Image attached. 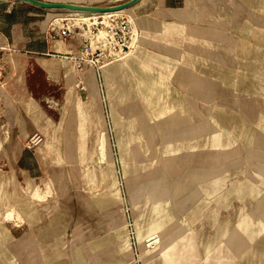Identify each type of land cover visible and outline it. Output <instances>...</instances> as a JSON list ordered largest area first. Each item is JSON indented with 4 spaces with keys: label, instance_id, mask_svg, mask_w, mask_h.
Returning a JSON list of instances; mask_svg holds the SVG:
<instances>
[{
    "label": "rangeland",
    "instance_id": "374dc122",
    "mask_svg": "<svg viewBox=\"0 0 264 264\" xmlns=\"http://www.w3.org/2000/svg\"><path fill=\"white\" fill-rule=\"evenodd\" d=\"M190 5L182 12L134 6L118 12L132 23L129 47L122 52L107 46L93 15L45 8L44 14L55 13L49 31L55 36L68 27V37H74V49L48 57L62 59L65 72L84 79L90 74L99 81L102 68L110 84L109 109L104 105L96 112L89 102H75L76 127L69 131L72 142L64 145L69 158H49L46 166L52 167L26 187L2 154L14 145L0 144V264H143L154 249L133 236L127 213L119 225V207H130L141 178L157 190L173 183L181 168L199 167L229 185L224 199L233 194L243 211L251 207L230 233L248 234L249 240L242 238L243 247L252 249L248 264H264V0H191ZM89 31L92 41L110 50L99 70L78 69L71 60L75 45L89 43ZM117 107L123 112L113 110ZM15 115L3 111L0 120ZM22 155L21 164L31 165ZM29 187H40V197L29 194ZM33 197L50 203V212L30 240L12 239L9 229L20 225L22 211H29L23 204Z\"/></svg>",
    "mask_w": 264,
    "mask_h": 264
},
{
    "label": "crops",
    "instance_id": "0c3cea01",
    "mask_svg": "<svg viewBox=\"0 0 264 264\" xmlns=\"http://www.w3.org/2000/svg\"><path fill=\"white\" fill-rule=\"evenodd\" d=\"M44 1L83 4L74 0ZM122 1L115 0L113 3ZM98 2L89 0V5H111ZM190 4L191 0H138L131 6L137 11L158 9L182 12ZM45 10L23 1L0 0V44H9L14 49L4 57L0 114L3 111L16 114L14 120H0V144L14 145L15 150L2 154L12 161L11 170L15 172L17 180L23 182V187L29 181L37 183L52 167V164L46 166L49 158H69L64 145L72 142L69 131L76 127L72 119L75 102L80 100L81 105L89 102V109L93 108L96 112H100L104 105L109 109L110 84L102 68L100 82L90 74L89 79H84L77 73L65 72L62 59L48 57L51 53L74 49V37L61 39L54 36L47 24L55 13L44 14ZM102 43L99 41L98 45ZM113 110L123 112L120 107ZM30 119L33 120L32 128ZM93 122H89V143L94 141ZM123 126L124 122L116 125L119 129ZM33 132H39L43 141L33 150L25 149L23 143ZM45 150L52 152V156L44 155ZM90 153L89 159L94 158L93 150ZM22 154L27 156L26 160L31 165L21 164ZM33 165L36 168L34 170ZM180 171L173 183L166 181L163 185L159 184L157 190L150 181L142 182L141 178L135 186L139 190H135L132 202L129 201L130 207L127 210L119 207V225L123 226L129 217L133 236L138 241L148 240L150 248L154 249L148 253L150 258L143 264H248L252 249L246 245L243 247L242 240H249L248 234L240 237L232 235L230 230L251 207L243 211L242 204L237 206L239 199L233 194L224 199L222 192H228L229 185L221 183V179L216 180L215 171L208 172L209 176L204 167L193 170L181 168ZM29 189V194L37 192V196L42 190L40 187L37 191L35 187ZM24 207L29 211H22L20 225L9 229L12 239L21 237L30 240L34 235L32 231L42 228L52 205L33 197L23 204L25 210ZM179 208L180 212L176 215L175 210ZM178 258L181 262L177 261Z\"/></svg>",
    "mask_w": 264,
    "mask_h": 264
},
{
    "label": "built area",
    "instance_id": "2783aa9c",
    "mask_svg": "<svg viewBox=\"0 0 264 264\" xmlns=\"http://www.w3.org/2000/svg\"><path fill=\"white\" fill-rule=\"evenodd\" d=\"M120 12V11H119ZM90 15V14H89ZM95 23L99 25L100 29L104 32V38L106 39L107 46L115 49V51L122 52L124 49H127L130 44L132 36V23L128 17L122 13H109L107 15L102 14H91ZM92 17V18H93ZM94 29V27H93ZM97 29V28H96ZM56 36L61 39L68 37L70 30L68 27L64 29H58ZM99 32V29L96 30ZM93 33V32H91ZM89 43L79 44L78 51L71 55V60L73 64L78 69L89 68L93 70H99L102 66V63L105 61L106 57L110 53L107 52L108 48L100 47L97 45L99 41H95L89 31ZM103 38V39H104ZM102 40V38L100 39ZM97 45V46H96ZM14 49L10 47L9 44H0V85L5 71V61L4 57L13 52ZM43 141V136L39 132H33L26 139L24 146L28 150H33Z\"/></svg>",
    "mask_w": 264,
    "mask_h": 264
},
{
    "label": "water",
    "instance_id": "95a60500",
    "mask_svg": "<svg viewBox=\"0 0 264 264\" xmlns=\"http://www.w3.org/2000/svg\"><path fill=\"white\" fill-rule=\"evenodd\" d=\"M30 3L37 7L41 8H55V9H66V10H86L89 12H114L120 11L125 8L130 7L138 0H127L122 3L114 4V5H106V6H98V5H86V4H77V3H70V2H51V1H44V0H18Z\"/></svg>",
    "mask_w": 264,
    "mask_h": 264
},
{
    "label": "bare ground",
    "instance_id": "6f19581e",
    "mask_svg": "<svg viewBox=\"0 0 264 264\" xmlns=\"http://www.w3.org/2000/svg\"><path fill=\"white\" fill-rule=\"evenodd\" d=\"M132 7V6H131ZM125 9H127V8H125ZM125 9H123V10H125ZM123 10H120V11H123ZM68 11H72V12H77V13H81V14H85V15H88V14H94V15H96V14H102V15H107V14H109V13H116L117 11H114V12H102V13H97V12H89V11H86V10H69L68 9ZM119 12V11H118ZM86 18V17H85ZM88 19V18H87ZM85 20V19H84ZM173 20V19H172ZM162 21V20H161ZM168 21V20H167ZM1 32V31H0ZM2 33V32H1ZM1 38V37H0ZM5 39V38H4ZM6 40H7V38H6ZM5 40V41H6ZM10 42V41H9ZM133 52H134V50H133ZM134 54V53H133ZM31 120V119H30ZM33 124V123H32ZM105 157H106V151H105V140H104V138H102L101 139V142H100V148H99V159L101 160V161H103L104 159H105ZM68 176V175H67ZM17 182H18V180H17ZM38 185V184H37ZM47 189V188H46ZM45 189V190H46ZM36 191H37V189H35ZM51 192V191H50ZM34 193V192H33ZM36 194H38L37 192H35ZM34 193V194H35ZM44 193H42V195H43ZM50 194V193H49ZM34 196V195H33ZM40 197V196H39ZM45 198V197H44ZM39 201V200H38ZM40 202V201H39ZM58 204V203H57ZM34 205H35V203H34ZM10 211V210H9ZM14 211V210H13ZM80 211V210H79ZM12 212V211H11ZM15 212V211H14ZM82 212V211H81ZM81 212H79L80 214H81ZM16 213V212H15ZM20 215V214H19ZM12 216V215H11ZM11 216H9L10 218H11ZM78 216V215H77ZM8 217V218H9ZM18 220H19V218H18ZM22 220V219H21ZM1 231V230H0ZM11 235V234H10ZM89 242V241H88Z\"/></svg>",
    "mask_w": 264,
    "mask_h": 264
}]
</instances>
